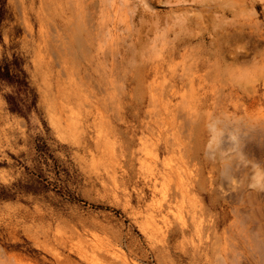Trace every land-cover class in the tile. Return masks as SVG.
Listing matches in <instances>:
<instances>
[{
	"label": "rangeland",
	"instance_id": "rangeland-1",
	"mask_svg": "<svg viewBox=\"0 0 264 264\" xmlns=\"http://www.w3.org/2000/svg\"><path fill=\"white\" fill-rule=\"evenodd\" d=\"M95 257L264 264V0H0V264Z\"/></svg>",
	"mask_w": 264,
	"mask_h": 264
},
{
	"label": "bare ground",
	"instance_id": "bare-ground-1",
	"mask_svg": "<svg viewBox=\"0 0 264 264\" xmlns=\"http://www.w3.org/2000/svg\"><path fill=\"white\" fill-rule=\"evenodd\" d=\"M148 5V4H147ZM149 6V5H148ZM152 7V6H151ZM152 8H154V7H152ZM206 21V18L204 17V16H200V17H198V22H205ZM77 52L79 53V51H78V49H77ZM74 53H75V58H76V60H77V63L79 64V67H80V69H83V67H84V64H82V62L81 61H78V57H79V55L77 56V53H76V51L74 50ZM85 55V54H84ZM80 71V70H79ZM91 116V112H89L88 113V116H87V118H86V121H89V117ZM55 117H56V123L59 125V126H63L64 124L66 125V124H68V118H67V105H61V108H60V110H59V113L57 114V116L55 115ZM61 128V127H60ZM145 181H146V184L147 185H150V183H152V181H154V180H152V178H150V177H147L146 179H145ZM153 184H154V182H153ZM177 190V189H176ZM166 198V197H165ZM163 202V201H162ZM159 205V204H158ZM160 205H161V203H160ZM162 207V206H161ZM173 233H176L177 231L176 230H173L172 231ZM93 262L95 263V264H115L114 263V260H110V258L109 257H105V258H100V257H95V258H93Z\"/></svg>",
	"mask_w": 264,
	"mask_h": 264
}]
</instances>
